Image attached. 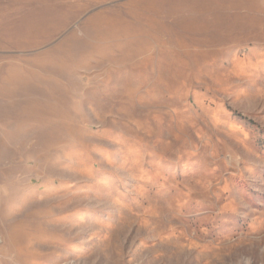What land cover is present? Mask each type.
<instances>
[{
  "label": "rangeland",
  "instance_id": "1",
  "mask_svg": "<svg viewBox=\"0 0 264 264\" xmlns=\"http://www.w3.org/2000/svg\"><path fill=\"white\" fill-rule=\"evenodd\" d=\"M107 8L14 71L0 264H264V0Z\"/></svg>",
  "mask_w": 264,
  "mask_h": 264
},
{
  "label": "crops",
  "instance_id": "2",
  "mask_svg": "<svg viewBox=\"0 0 264 264\" xmlns=\"http://www.w3.org/2000/svg\"><path fill=\"white\" fill-rule=\"evenodd\" d=\"M123 1L0 0V110L13 103L14 88L21 90L23 83L14 71L28 70L30 51L77 28L86 30L107 14L109 5ZM8 117L0 115L3 121Z\"/></svg>",
  "mask_w": 264,
  "mask_h": 264
}]
</instances>
